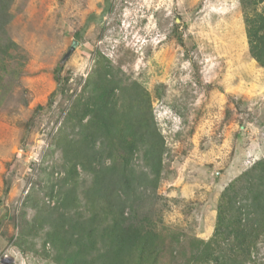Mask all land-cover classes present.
<instances>
[{
	"label": "rangeland",
	"instance_id": "obj_1",
	"mask_svg": "<svg viewBox=\"0 0 264 264\" xmlns=\"http://www.w3.org/2000/svg\"><path fill=\"white\" fill-rule=\"evenodd\" d=\"M12 12L26 60L0 89V264H53L42 235L36 254L10 238L34 214L25 198L44 200L65 108L99 52L151 97L167 147L160 225L209 238L223 190L264 157V68L249 56L239 0H16Z\"/></svg>",
	"mask_w": 264,
	"mask_h": 264
},
{
	"label": "trees",
	"instance_id": "obj_2",
	"mask_svg": "<svg viewBox=\"0 0 264 264\" xmlns=\"http://www.w3.org/2000/svg\"><path fill=\"white\" fill-rule=\"evenodd\" d=\"M15 1L0 0L3 92L18 83L26 60L8 32ZM239 4L249 56L264 68V0ZM59 71L64 94L68 79ZM64 112L53 144L61 164L47 174L40 204L25 198L34 214L10 238L20 252L36 254L33 239L42 235L41 252L53 264H264V157L223 190L211 236L201 239L160 225L167 147L141 83L99 52Z\"/></svg>",
	"mask_w": 264,
	"mask_h": 264
},
{
	"label": "crops",
	"instance_id": "obj_3",
	"mask_svg": "<svg viewBox=\"0 0 264 264\" xmlns=\"http://www.w3.org/2000/svg\"><path fill=\"white\" fill-rule=\"evenodd\" d=\"M216 216V215H215ZM215 220V219H214ZM213 231V230H212Z\"/></svg>",
	"mask_w": 264,
	"mask_h": 264
}]
</instances>
